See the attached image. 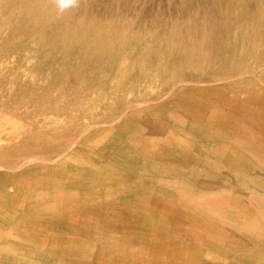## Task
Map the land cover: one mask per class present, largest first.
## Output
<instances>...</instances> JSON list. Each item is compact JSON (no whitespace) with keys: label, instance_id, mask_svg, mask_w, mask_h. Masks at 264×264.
Returning a JSON list of instances; mask_svg holds the SVG:
<instances>
[{"label":"rangeland","instance_id":"374dc122","mask_svg":"<svg viewBox=\"0 0 264 264\" xmlns=\"http://www.w3.org/2000/svg\"><path fill=\"white\" fill-rule=\"evenodd\" d=\"M50 1L0 0V264H264V48L188 62L221 0Z\"/></svg>","mask_w":264,"mask_h":264},{"label":"bare ground","instance_id":"6f19581e","mask_svg":"<svg viewBox=\"0 0 264 264\" xmlns=\"http://www.w3.org/2000/svg\"><path fill=\"white\" fill-rule=\"evenodd\" d=\"M224 9L220 12V17H222V23H216V21L212 20L211 26L215 31L212 34H205L199 42L192 43L190 48L188 49L189 60L188 62L193 63H201V66L205 71L212 70L214 75L228 74V75H243L246 72H249L257 69L258 66H252V68L248 69L245 64L240 67L235 68L232 66V63L236 61L246 62V59L249 55L253 54V57L256 61H259L262 57V54L259 52L258 47L264 48V0H257L258 9L257 12L250 14L245 8L244 0H221ZM24 4H27V9L37 12L46 13L49 11L55 10V6L51 3L50 0H24ZM250 16V17H248ZM248 18V19H245ZM249 32H255V40L253 43L247 42L241 44L240 41L246 39ZM259 44H254L256 42ZM233 60L229 65L224 64V61ZM264 75V73H262ZM73 195H78V193H73ZM60 200H64V198H60ZM121 212L119 215L123 217L125 221L131 217L133 211V207L125 203L120 207ZM109 212H115L114 210H109ZM153 211L150 209L149 214ZM246 216L250 218L252 216V212L250 210H245ZM170 217L171 214H168ZM75 218L71 220L68 219L69 223H75ZM165 222L162 218L159 219L158 224ZM208 230H210L208 228ZM122 233H127L128 227L121 228ZM138 231L151 235L150 232L142 229ZM157 228L152 230V233H156ZM214 237H210L212 243L216 241H221L227 235L223 233L213 230ZM111 237H104V235L99 238V244L104 246L111 242ZM66 240V239H64ZM189 252V251H188ZM26 253H31L26 250ZM124 252L120 251L119 248H112L107 250V252L102 253L100 256L95 257V262L97 264H114L113 262H109L108 260L114 259L117 257L116 254L121 255L122 264H127L128 260L123 257ZM67 253H63L66 255ZM188 257L197 264L201 252L197 248L192 250V253H187ZM184 257V255H183ZM107 259V260H106ZM83 264V263H81Z\"/></svg>","mask_w":264,"mask_h":264},{"label":"clouds","instance_id":"9594fccd","mask_svg":"<svg viewBox=\"0 0 264 264\" xmlns=\"http://www.w3.org/2000/svg\"><path fill=\"white\" fill-rule=\"evenodd\" d=\"M60 13L71 7H77L79 5V0H55Z\"/></svg>","mask_w":264,"mask_h":264}]
</instances>
